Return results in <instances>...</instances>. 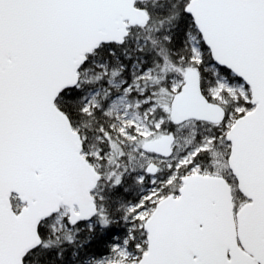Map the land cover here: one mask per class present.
<instances>
[{"label":"snow or ice","instance_id":"obj_1","mask_svg":"<svg viewBox=\"0 0 264 264\" xmlns=\"http://www.w3.org/2000/svg\"><path fill=\"white\" fill-rule=\"evenodd\" d=\"M0 264H264V0H0Z\"/></svg>","mask_w":264,"mask_h":264}]
</instances>
